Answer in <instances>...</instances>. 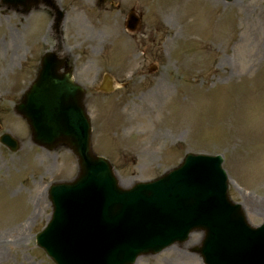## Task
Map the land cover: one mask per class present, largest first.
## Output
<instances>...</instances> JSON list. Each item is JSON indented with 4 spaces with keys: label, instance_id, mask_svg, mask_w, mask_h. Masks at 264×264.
<instances>
[{
    "label": "rangeland",
    "instance_id": "obj_1",
    "mask_svg": "<svg viewBox=\"0 0 264 264\" xmlns=\"http://www.w3.org/2000/svg\"><path fill=\"white\" fill-rule=\"evenodd\" d=\"M123 1L144 13L135 39L124 31L118 11L98 14L94 0H63L76 77L91 86L100 68H111L124 81L136 73L131 80L136 86L123 102L117 100L124 92L120 88L109 99L90 97L97 112L94 149L112 160L125 182L158 177L187 152L223 154L231 198L243 205L253 225L260 224L264 0ZM52 19L43 7L21 14L0 3V135L10 131L23 141L15 153L0 143V264H54L35 239L52 212L48 187L78 173L69 150L33 144L26 122L14 112L35 76L48 33L51 40ZM151 62L159 65L155 75L149 72ZM202 236L193 232L186 242L134 264H204L191 251Z\"/></svg>",
    "mask_w": 264,
    "mask_h": 264
},
{
    "label": "water",
    "instance_id": "obj_2",
    "mask_svg": "<svg viewBox=\"0 0 264 264\" xmlns=\"http://www.w3.org/2000/svg\"><path fill=\"white\" fill-rule=\"evenodd\" d=\"M61 64L62 60H59L53 52L48 53L43 58L38 79L25 94L23 101L18 106V110L28 120L36 142L50 149L63 143L72 148L78 156L81 171L75 180L76 183L73 186L61 187L71 189L81 185L91 196L102 188L103 183L115 187L117 181L111 173L109 164L105 160L94 157L91 154L90 125L81 102L82 90L72 83L70 74L65 76L58 72ZM3 140L7 141L6 138ZM195 159L205 160L202 156H192L183 167H193ZM209 167L216 172L219 170V166L216 164H211ZM220 185L224 186L222 181H220ZM215 202L222 203L224 210L215 214L199 213L198 215L199 218L205 219L203 224H198L200 225L198 227L208 229L204 240L207 237L210 240L212 238H222L230 242L234 240V236L231 235L233 226L240 231L245 240H250L251 237L256 238V232L246 230V227L249 226L243 210L237 205H233L225 190L222 192L220 199ZM103 203L108 204L111 201ZM116 203L118 204V201ZM183 204L184 202H180V206L175 208L176 212L181 209ZM114 208L118 207L108 205L103 212L114 213ZM121 211H125V209H121ZM157 211L159 212L160 210ZM164 214L163 216L165 217L169 216V214L166 215V212ZM118 215H110L109 225L116 223ZM143 218L148 220L147 216ZM213 218H219L225 223L224 232H209V223L206 221H211ZM48 232L44 234L43 240L46 246L53 249L59 238L55 234H49ZM138 252L140 250L135 255Z\"/></svg>",
    "mask_w": 264,
    "mask_h": 264
},
{
    "label": "bare ground",
    "instance_id": "obj_3",
    "mask_svg": "<svg viewBox=\"0 0 264 264\" xmlns=\"http://www.w3.org/2000/svg\"><path fill=\"white\" fill-rule=\"evenodd\" d=\"M225 62L224 59H222V63H221V66H223V63ZM121 184L122 185H128V183H126L125 181L121 180Z\"/></svg>",
    "mask_w": 264,
    "mask_h": 264
}]
</instances>
